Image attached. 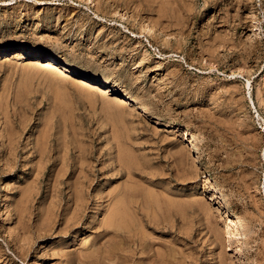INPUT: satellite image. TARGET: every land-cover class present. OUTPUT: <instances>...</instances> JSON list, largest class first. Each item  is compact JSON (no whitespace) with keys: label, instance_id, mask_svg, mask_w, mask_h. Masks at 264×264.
<instances>
[{"label":"rangeland","instance_id":"obj_1","mask_svg":"<svg viewBox=\"0 0 264 264\" xmlns=\"http://www.w3.org/2000/svg\"><path fill=\"white\" fill-rule=\"evenodd\" d=\"M1 50L0 264H264V0H0Z\"/></svg>","mask_w":264,"mask_h":264},{"label":"bare ground","instance_id":"obj_2","mask_svg":"<svg viewBox=\"0 0 264 264\" xmlns=\"http://www.w3.org/2000/svg\"><path fill=\"white\" fill-rule=\"evenodd\" d=\"M25 51V50H24ZM7 51L6 50H1L0 51V56H6L8 53H6ZM17 54V53H16ZM25 54H26V52H25ZM18 55V54H17ZM16 55V56H17ZM20 55V54H19ZM22 55V54H21ZM20 55V56H21ZM35 55V54H34ZM38 56V55H37ZM41 56V55H40ZM39 57V56H38ZM37 58V57H36ZM20 59V58H19ZM23 59V58H22ZM37 59H39V58H37ZM41 64V65H39V66H42L43 68H45V70L46 69H48V70H51L50 72H55V74H63V73H67L68 74V76H70V77H74V78H79L78 80L81 82V84H82V89L84 90V89H87L88 91L89 90H92V91H96V92H102L103 90L105 91V89H106V87L108 88L109 87V83L107 82V81H105V80H100V81H92V80H90V79H88V78H84V77H82V76H78V73H76L73 69H71L67 64H63V63H58V62H56V61H54L51 57L50 58H48V59H44V60H38L37 61V64ZM80 73V72H79ZM64 75V74H63ZM78 76V77H77ZM69 78V77H68ZM110 88V87H109ZM95 92V93H96ZM112 92H113V94H115L114 93V91L112 90ZM94 93V92H93ZM118 98V97H117ZM116 98V99H117ZM132 99V96L130 97H128V96H126V97H122V99L121 98H119V99H117V100H120V103L121 104H126V102H129V100H131ZM157 124H160V122H158ZM122 154V153H121ZM124 154V153H123ZM125 155V154H124ZM128 155H126L125 157H127ZM122 157H123V155H122ZM129 158L131 157V156H128ZM132 158V157H131ZM130 158V159H131ZM123 159V158H122ZM127 158H124L123 160H126ZM128 160V159H127ZM179 160H181V159H179ZM122 161V160H121ZM130 161H132V160H130ZM128 163H129V160L127 161ZM182 162L180 161V164H181ZM129 164H131V163H129ZM182 165V164H181ZM130 170V169H129ZM128 170V171H129ZM127 171V172H128ZM130 172V171H129ZM128 172V173H129ZM73 189H75L74 187H73ZM130 190V189H129ZM128 190V191H129ZM135 190V189H134ZM71 191H72V188H71ZM75 191V190H74ZM132 191V190H131ZM136 192V191H135ZM81 193V192H80ZM124 193V195H125V192H123ZM73 196L75 197V193L73 192ZM77 195H78V193H77ZM123 195V196H124ZM128 196H129V193L127 194ZM127 195H125V197H127ZM131 195V194H130ZM72 196V195H71ZM122 196V198H123V200L122 201H124L125 202V200L126 199H128L129 197H127V198H125V197H123ZM73 197V198H74ZM77 198V197H76ZM80 198V197H79ZM118 198V197H117ZM117 198H115V199H117ZM72 199V198H71ZM121 199V198H120ZM125 199V200H124ZM118 200V199H117ZM116 200V201H117ZM129 200V199H128ZM127 200V201H128ZM70 202V201H69ZM75 202V201H74ZM76 202H77V200H76ZM79 203V202H78ZM78 203H76V204H78ZM115 203V202H114ZM118 203V202H117ZM121 203V202H120ZM128 203V202H127ZM82 204V203H81ZM89 204V203H88ZM157 204V203H156ZM18 205V204H17ZM80 205V204H79ZM127 205V204H126ZM142 205V204H141ZM147 205V204H146ZM150 205V204H149ZM83 206V205H82ZM117 206V205H116ZM18 207V206H17ZM22 207V206H21ZM72 207V206H71ZM70 207V208H71ZM115 207V206H114ZM23 208V207H22ZM75 208V207H74ZM78 208V207H77ZM86 208V207H85ZM79 209V208H78ZM83 209V208H82ZM116 209H117V207H116ZM147 209H148V207H147ZM17 210V209H16ZM20 210V209H19ZM23 210V209H22ZM114 210V209H113ZM128 210V209H127ZM146 210V209H145ZM72 211V210H71ZM111 210H109L108 212L109 213H111L110 212ZM116 211V210H115ZM17 212V211H16ZM107 212V213H108ZM118 212V211H117ZM126 212V211H125ZM22 213V212H21ZM106 213V214H107ZM131 213V212H130ZM19 214V213H18ZM74 214H75V212H74ZM114 214H118V213H114ZM121 214V213H120ZM124 214V213H123ZM126 214H127V212H126ZM70 215V214H69ZM76 215V214H75ZM81 215V214H80ZM109 215V214H108ZM111 215H113V214H111ZM119 215V214H118ZM66 216H68V215H66ZM66 216H65V218H66ZM73 215H71V217H72ZM130 216V215H129ZM19 217V216H18ZM17 217V218H18ZM77 217V216H76ZM75 217V218H76ZM78 217H80L79 215H78ZM113 217V216H112ZM111 217V218H112ZM116 217H121V215L120 216H116ZM115 216H114V218H116ZM64 218V219H65ZM67 218H69V217H67ZM74 218V217H73ZM133 218V217H132ZM71 219V218H70ZM113 219V218H112ZM120 220H121V218H119ZM125 219V218H124ZM68 220V219H67ZM106 220V219H105ZM110 221H111V219H109ZM123 220V219H122ZM129 220V219H128ZM64 221V220H63ZM107 221H108V218H107ZM113 222H114V220H112ZM111 221V222H112ZM118 222L117 223H113V224H118L119 226H120V224H119V220H117ZM127 221V220H126ZM65 222V221H64ZM109 222V221H108ZM107 222V223H108ZM111 222L109 223V224H111ZM116 222V221H115ZM122 222V221H121ZM134 222V221H133ZM75 223H76V221H75ZM102 223V222H101ZM19 224V223H18ZM74 224V223H73ZM113 224H111L112 226H114V228L116 227V225H113ZM122 224H123V226L125 225V228H123V230L125 229L126 230V224L125 223H123L122 222ZM148 224V223H147ZM155 224V223H154ZM77 225H79V224H77ZM101 225V224H100ZM99 225V226H100ZM129 225V224H128ZM131 225V224H130ZM150 225V224H149ZM71 226V225H70ZM106 226V225H105ZM119 226L118 227H116L117 229L119 228ZM122 226V227H123ZM154 226V225H153ZM67 227H68V225H67ZM101 227V226H100ZM103 227H104V225H103ZM106 227H108V226H106ZM111 227V226H110ZM121 227V226H120ZM131 227V226H130ZM155 227V226H154ZM21 228H22V226H21ZM66 228V226L63 228V229H65ZM69 228V227H68ZM112 228V227H111ZM157 228V227H156ZM128 229V228H127ZM134 229V228H133ZM23 230H24V228H23ZM112 230H115V229H113L112 228ZM119 230V229H118ZM121 230H122V228H121ZM122 230V231H123ZM25 231V230H24ZM59 231H61V229H59ZM116 231V230H115ZM114 231V232H115ZM128 231V230H127ZM134 231V230H133ZM64 232V231H63ZM137 232V231H136ZM102 233V232H101ZM111 233V235H112V232H110ZM128 233V232H127ZM130 233V232H129ZM132 233V232H131ZM116 234H119V232L118 233H116ZM116 234H114L113 233V236L114 235H116ZM101 235V234H100ZM122 235V234H121ZM126 235V234H125ZM135 235V234H134ZM99 236V235H98ZM106 236V235H105ZM104 236V237H105ZM117 236V235H116ZM128 236V235H127ZM103 237V236H102ZM129 237H130V235H129ZM129 237H128V239H129ZM136 237V236H135ZM118 238H120V237H118ZM121 238H124V236L123 237H121ZM101 239V238H100ZM125 239V238H124ZM99 240V239H98ZM102 240V239H101ZM120 240V239H119ZM127 240V239H126ZM143 240H145V239H143ZM121 241V240H120ZM131 241V240H130ZM130 241H128V242H130ZM135 241V240H134ZM146 241H148V240H146ZM99 242V241H98ZM97 242V243H98ZM126 242V241H125ZM127 242V243H128ZM94 243H96V242H94ZM102 243V242H101ZM141 243V241L139 242V244ZM151 243V242H150ZM149 243V244H150ZM105 244V246H107L106 245V242L105 243H102V245H104ZM130 244V243H129ZM144 244V243H143ZM91 245V244H90ZM97 245V244H96ZM98 245H99V243H98ZM145 245H146V243H145ZM148 245V244H147ZM151 245V244H150ZM150 245H148L147 247V250L145 251L146 253H147V251H148V253L150 252V250L149 249H151L152 248V246H150ZM93 246H95V245H93ZM150 246V247H149ZM95 247H98V246H95ZM100 247V246H99ZM102 247H104V246H102ZM109 247V246H108ZM119 247V246H118ZM138 247V246H137ZM141 247H142V244H141ZM141 247H139V248H141ZM90 248V247H89ZM110 248V247H109ZM104 249H107V248H105L104 247ZM110 249H112V247L110 248ZM117 249V248H116ZM120 249V248H119ZM131 249V248H130ZM89 250V249H88ZM128 250V249H127ZM127 250L125 251V252H127ZM132 250V249H131ZM135 250V249H134ZM145 250V249H144ZM144 250H142V251H144ZM106 251V250H105ZM108 251V250H107ZM110 251V250H109ZM151 251H152V249H151ZM89 252H90V250H89ZM92 252V251H91ZM96 252V251H95ZM116 252V251H115ZM82 253V252H81ZM81 253L78 255V257L81 255ZM86 253H88V252H86ZM102 253V252H101ZM111 253V252H110ZM109 253V254H110ZM112 253H113V251H112ZM117 253H118V251H117ZM139 253V252H138ZM102 254H105V253H102ZM109 254H107V255H109ZM115 254V253H114ZM114 254H111V255H113L114 256ZM126 254V253H125ZM129 254V253H128ZM159 254V253H158ZM82 255H86V254H82ZM89 255V254H88ZM88 255H86V256H88ZM95 255V254H94ZM98 255V254H97ZM117 255V254H116ZM142 255V254H141ZM149 255V254H148ZM151 256H152V254H150ZM157 255V254H156ZM160 255V254H159ZM105 256V255H104ZM103 256V257H104ZM117 256H120V255H117ZM125 256V255H124ZM131 256V255H130ZM144 256H146L145 254H144ZM150 256V257H151ZM107 257V256H106ZM115 257V256H114ZM141 257V256H140ZM148 257V256H147ZM154 257V256H153ZM157 257V256H156ZM161 257H163V256H161ZM91 258V257H90ZM126 258V257H125ZM131 258V257H130ZM133 258V257H132ZM143 258V257H142ZM79 259H82V261L84 260L83 259V256H82V258H79ZM109 259V258H108ZM114 259V258H113ZM135 259V258H134ZM147 260L149 259V258H146ZM158 259V258H157ZM176 259V258H175ZM115 260H116V258H115ZM114 260V261H115ZM118 260V259H117ZM128 260V259H127ZM130 260V259H129ZM153 261H156L157 262V260L155 259H152ZM161 259H159V261H160ZM85 261V260H84ZM119 261V260H118ZM122 261V260H121ZM121 261L119 262V263H121ZM126 261V260H125ZM151 260L149 259V262H150ZM158 261V262H159ZM179 261H180V259H179ZM178 261V262H179ZM79 262V261H78ZM124 262V261H123ZM132 262H133V259H132ZM148 262V263H149ZM162 262H164V259H163V261ZM177 262V263H178ZM146 263V262H145ZM159 263H161V262H159ZM113 264V263H112ZM124 264V263H123ZM125 264H127V263H125ZM134 264H136V263H134ZM150 264V263H149ZM153 264V263H152ZM165 264V263H164ZM174 264H175V262H174ZM179 264V263H178Z\"/></svg>","mask_w":264,"mask_h":264}]
</instances>
